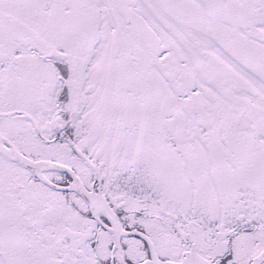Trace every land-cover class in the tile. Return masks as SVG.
Segmentation results:
<instances>
[{
	"label": "snow or ice",
	"instance_id": "1",
	"mask_svg": "<svg viewBox=\"0 0 264 264\" xmlns=\"http://www.w3.org/2000/svg\"><path fill=\"white\" fill-rule=\"evenodd\" d=\"M0 264H264V0H0Z\"/></svg>",
	"mask_w": 264,
	"mask_h": 264
}]
</instances>
